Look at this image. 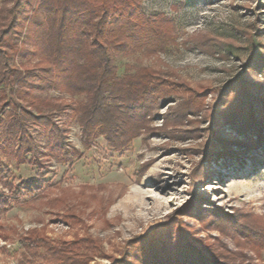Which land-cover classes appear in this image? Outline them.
Segmentation results:
<instances>
[{"label": "rangeland", "instance_id": "374dc122", "mask_svg": "<svg viewBox=\"0 0 264 264\" xmlns=\"http://www.w3.org/2000/svg\"><path fill=\"white\" fill-rule=\"evenodd\" d=\"M130 1L173 20L174 39L156 53H117L118 74L152 67L169 93L140 134L116 149L103 135L87 142L73 109L86 94L35 91L73 106L46 109L67 129L70 153L51 149L34 122L37 161L0 143V264H142L140 247L150 240L177 248L190 241L204 254L264 264V90L253 88L264 84V0ZM243 84L258 116L249 127L233 116ZM33 234L51 248L24 246Z\"/></svg>", "mask_w": 264, "mask_h": 264}, {"label": "trees", "instance_id": "16d2710c", "mask_svg": "<svg viewBox=\"0 0 264 264\" xmlns=\"http://www.w3.org/2000/svg\"><path fill=\"white\" fill-rule=\"evenodd\" d=\"M173 26V20L147 16L130 0H3L0 6V143H4L3 152L14 153L21 161H25L29 153L37 161L40 148L29 127L34 122L45 127L54 142L51 149L63 156L70 153L65 136L67 129L61 128L53 119L55 113L46 109L62 112L73 106L54 102L35 92L54 88L86 94L87 101L73 109L79 114L87 142L103 135L116 149L128 145L147 125L148 115L167 96L169 86L152 67L120 76L116 54L142 48L156 53L169 39H174ZM12 85L17 88L11 99ZM243 85L240 94L233 96L243 99L233 116L243 115L245 121L239 122L249 127L258 122V116L251 108L254 99L246 94L247 88ZM253 88L264 90V84ZM260 109L264 111V98ZM3 176L1 172L0 177ZM180 230V235H184L183 229ZM153 241L140 247L137 258L143 260L142 264H243V258L237 255L227 258L224 252L217 250L204 254L187 240L184 248L171 243L154 246ZM23 245L37 251L41 247L46 251L51 248L46 238L38 234L23 238ZM161 251L168 253L162 255ZM144 252L147 253L145 258ZM237 259L240 261H235ZM74 262L62 258L47 264Z\"/></svg>", "mask_w": 264, "mask_h": 264}, {"label": "snow or ice", "instance_id": "6c2138e0", "mask_svg": "<svg viewBox=\"0 0 264 264\" xmlns=\"http://www.w3.org/2000/svg\"><path fill=\"white\" fill-rule=\"evenodd\" d=\"M0 159H2V157H0Z\"/></svg>", "mask_w": 264, "mask_h": 264}]
</instances>
